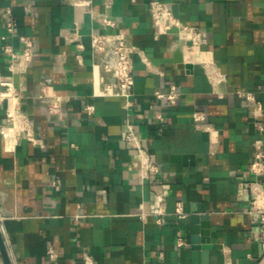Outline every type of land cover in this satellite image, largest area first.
<instances>
[{
  "label": "crops",
  "instance_id": "0c3cea01",
  "mask_svg": "<svg viewBox=\"0 0 264 264\" xmlns=\"http://www.w3.org/2000/svg\"><path fill=\"white\" fill-rule=\"evenodd\" d=\"M149 1L91 0L89 10L69 0H0V76L21 93L19 103L0 100V229L12 264H85L86 254L93 264H264L249 209L252 185L264 190V170L250 167L255 141H264V0H167L207 35L183 55L174 34L155 37ZM120 28L150 60L134 55L129 108L93 94L91 32ZM22 34L35 46L26 67L6 49L20 52ZM173 83L182 91L175 103L156 97ZM57 94L67 98L52 112ZM14 104L33 137L9 119ZM128 122L160 165L156 175L139 177ZM196 214L208 217L211 248L189 241Z\"/></svg>",
  "mask_w": 264,
  "mask_h": 264
},
{
  "label": "built area",
  "instance_id": "2783aa9c",
  "mask_svg": "<svg viewBox=\"0 0 264 264\" xmlns=\"http://www.w3.org/2000/svg\"><path fill=\"white\" fill-rule=\"evenodd\" d=\"M71 4L82 5L91 10V0H69ZM11 12V7H7ZM149 11L152 18V25L154 28L155 37H160L164 34H174L177 36L178 48L183 55L189 43H205L207 42L206 32L199 29L197 26L185 22L178 15L175 14L171 3L167 0H150ZM111 24L113 21L109 20ZM10 29L15 28V19L7 21ZM23 41V47L20 52L7 45V51L14 57H18L23 67L31 63L34 58L35 46L32 36L27 34L20 35ZM90 45L93 54L92 73H93V94L101 96H118L123 100V105L129 108L133 101L132 96L135 92V65L134 55L139 53L147 63H149L148 56L143 49L135 44L128 36V33L120 28L114 31H92L90 35ZM111 53V56H105ZM80 55V54H79ZM184 57H181L183 60ZM0 84L7 85L6 89L0 90V100L6 97H12L16 102H20L21 93L14 86L12 81L2 79L0 76ZM182 91L175 84H171L168 89H156L155 95L157 98H165L171 103H175L180 97ZM246 97L251 101L252 109L255 113L262 112V104L254 97V95L246 94ZM67 98L66 95H55V99L49 103V109L52 112L60 110L61 102ZM93 104H87V109L92 110ZM193 116L196 120L205 119V112L195 110ZM9 119L13 123H21L24 126L26 134L33 137L31 130V120L27 115L23 114L20 106L14 104L9 112ZM259 131L264 129V123H258ZM126 141L137 149V155L140 159V167L138 175L141 179L156 175L160 172L161 167L150 156L147 148L144 146L141 137L137 134L132 122H128V129L125 133ZM252 171L255 173L264 170V141L258 139L255 141V150L250 163ZM56 187L60 186L58 179L53 180ZM252 191L255 193L250 198V211H254L258 215V240L261 245V253L264 258V190L257 185H252ZM162 203L165 200L164 195H161ZM162 208L159 207L156 213L161 214ZM176 213L182 217L186 215L183 210L182 201L177 202ZM145 214L144 212L142 213ZM179 244H183L184 240L180 238ZM48 253L51 257L56 256V249L53 245H49ZM85 264H93L91 255L86 254L84 258Z\"/></svg>",
  "mask_w": 264,
  "mask_h": 264
},
{
  "label": "water",
  "instance_id": "95a60500",
  "mask_svg": "<svg viewBox=\"0 0 264 264\" xmlns=\"http://www.w3.org/2000/svg\"><path fill=\"white\" fill-rule=\"evenodd\" d=\"M188 67L191 66L190 63L187 64ZM206 215H193L192 221L195 223V226H192L191 233L189 234V241L192 243L193 249L196 251L202 248H211L213 243L210 237V225L207 221ZM202 227V229H201ZM0 248L6 264H12L9 252L7 250L4 237L0 229Z\"/></svg>",
  "mask_w": 264,
  "mask_h": 264
}]
</instances>
